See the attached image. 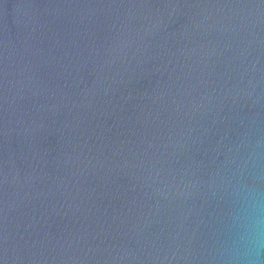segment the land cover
I'll list each match as a JSON object with an SVG mask.
<instances>
[{"label": "water", "instance_id": "obj_1", "mask_svg": "<svg viewBox=\"0 0 264 264\" xmlns=\"http://www.w3.org/2000/svg\"><path fill=\"white\" fill-rule=\"evenodd\" d=\"M264 173V0H0V264H222Z\"/></svg>", "mask_w": 264, "mask_h": 264}, {"label": "clouds", "instance_id": "obj_2", "mask_svg": "<svg viewBox=\"0 0 264 264\" xmlns=\"http://www.w3.org/2000/svg\"><path fill=\"white\" fill-rule=\"evenodd\" d=\"M222 264H264V173L250 170L233 190Z\"/></svg>", "mask_w": 264, "mask_h": 264}]
</instances>
